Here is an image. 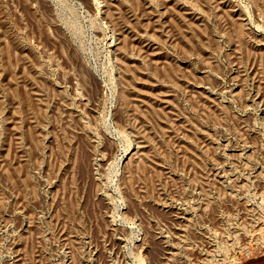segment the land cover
I'll list each match as a JSON object with an SVG mask.
<instances>
[{"label":"rangeland","instance_id":"374dc122","mask_svg":"<svg viewBox=\"0 0 264 264\" xmlns=\"http://www.w3.org/2000/svg\"><path fill=\"white\" fill-rule=\"evenodd\" d=\"M104 1L0 0V264H264V0Z\"/></svg>","mask_w":264,"mask_h":264},{"label":"bare ground","instance_id":"6f19581e","mask_svg":"<svg viewBox=\"0 0 264 264\" xmlns=\"http://www.w3.org/2000/svg\"><path fill=\"white\" fill-rule=\"evenodd\" d=\"M103 1H104V0H103ZM232 6H233V5H232ZM109 7H110V6L107 5L106 1H104V10H103V11H104L105 14L108 13ZM230 11H231V10H230ZM243 18H244V17H243ZM109 20H110V21L112 20V16H109ZM240 20H241V19H240ZM112 24H113V23H112ZM150 49H151V48H150ZM155 51H156V50H155ZM150 53H151V52H150ZM148 54H149V53H148ZM136 152H137V151H135V154H136ZM132 154H133V153H132ZM254 230H256V229L254 228ZM258 230H259V229H258ZM254 233H255V232H254ZM256 233H257V230H256ZM256 233H255V234H256ZM258 234H259V233H258ZM258 238H259V237H258Z\"/></svg>","mask_w":264,"mask_h":264}]
</instances>
